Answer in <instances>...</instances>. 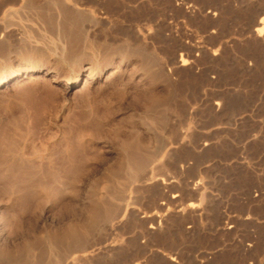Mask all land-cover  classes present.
I'll return each mask as SVG.
<instances>
[{"label":"rangeland","instance_id":"1","mask_svg":"<svg viewBox=\"0 0 264 264\" xmlns=\"http://www.w3.org/2000/svg\"><path fill=\"white\" fill-rule=\"evenodd\" d=\"M0 264H264V0H0Z\"/></svg>","mask_w":264,"mask_h":264},{"label":"bare ground","instance_id":"2","mask_svg":"<svg viewBox=\"0 0 264 264\" xmlns=\"http://www.w3.org/2000/svg\"><path fill=\"white\" fill-rule=\"evenodd\" d=\"M257 31V30H256ZM4 78V77H3ZM37 155V154H36ZM40 155V154H39ZM34 157V156H33ZM39 158V157H38ZM27 159V158H26ZM29 159V158H28ZM31 159H32V157H31ZM47 160V159H46ZM29 162V161H28ZM32 164V163H31ZM31 164H30V167H27V170H30V171H32V172H40V171H42V170H44V169H46V168H48L46 165H44V163H43V161H42V159H41V162H39V164L38 165H33V166H31ZM23 165V164H22ZM29 165V164H28ZM25 166V165H24ZM46 167V168H45Z\"/></svg>","mask_w":264,"mask_h":264}]
</instances>
